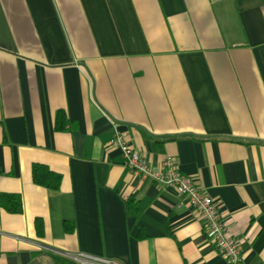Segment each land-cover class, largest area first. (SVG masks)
<instances>
[{"label": "crops", "instance_id": "1", "mask_svg": "<svg viewBox=\"0 0 264 264\" xmlns=\"http://www.w3.org/2000/svg\"><path fill=\"white\" fill-rule=\"evenodd\" d=\"M115 130L153 167L173 157L264 264V0H0V193L21 198L0 206V264H228Z\"/></svg>", "mask_w": 264, "mask_h": 264}, {"label": "built area", "instance_id": "2", "mask_svg": "<svg viewBox=\"0 0 264 264\" xmlns=\"http://www.w3.org/2000/svg\"><path fill=\"white\" fill-rule=\"evenodd\" d=\"M108 143L112 147L119 149L124 164L130 170L142 173L158 183L171 187L176 194L188 201V204L192 206L203 225L202 230L206 239L216 248L228 264H244L240 253L239 241L227 230L225 223L219 216L217 204L213 202V199L207 193L199 190L190 175H185L180 170L173 157L166 156L160 161L158 166L153 167L128 142L126 135L116 130L112 133ZM68 257L77 264H121L109 258L84 252Z\"/></svg>", "mask_w": 264, "mask_h": 264}, {"label": "trees", "instance_id": "3", "mask_svg": "<svg viewBox=\"0 0 264 264\" xmlns=\"http://www.w3.org/2000/svg\"><path fill=\"white\" fill-rule=\"evenodd\" d=\"M62 117L61 112H58L56 119ZM31 177L35 184L42 185L48 188H57L60 182V175L48 169L46 166L34 163L31 166ZM131 198L124 199L125 208L128 214H131ZM0 206L9 212L21 211V198L17 193H0ZM53 264H77L71 258L67 256L51 253Z\"/></svg>", "mask_w": 264, "mask_h": 264}]
</instances>
